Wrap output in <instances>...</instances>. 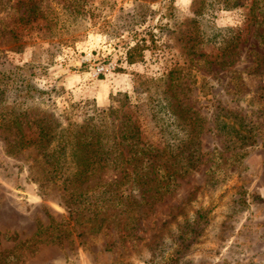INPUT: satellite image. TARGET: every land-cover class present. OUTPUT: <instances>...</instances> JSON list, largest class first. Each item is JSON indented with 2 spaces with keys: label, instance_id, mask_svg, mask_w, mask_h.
I'll return each mask as SVG.
<instances>
[{
  "label": "rangeland",
  "instance_id": "1",
  "mask_svg": "<svg viewBox=\"0 0 264 264\" xmlns=\"http://www.w3.org/2000/svg\"><path fill=\"white\" fill-rule=\"evenodd\" d=\"M1 71L44 93L20 82L0 113L111 142L135 128L179 175L75 222L72 196L112 170L64 188L0 128V264H264V0H0Z\"/></svg>",
  "mask_w": 264,
  "mask_h": 264
},
{
  "label": "trees",
  "instance_id": "2",
  "mask_svg": "<svg viewBox=\"0 0 264 264\" xmlns=\"http://www.w3.org/2000/svg\"><path fill=\"white\" fill-rule=\"evenodd\" d=\"M31 7L33 9L34 5ZM36 7L40 9L39 5ZM30 16L26 15L28 18ZM142 50L143 48L138 45L131 48L128 51V62H134L137 51L139 59L142 58L140 53ZM17 74V71H1L0 102L4 103L2 109L7 108L5 104L9 97L16 95L21 87L18 86L20 82L26 90L24 102L32 98L35 92L40 96L44 93L33 86L30 79L32 72L23 79ZM27 110L18 113L14 108L3 110L0 113V128L15 132L19 137L16 141L18 147L33 146L37 149L43 166L46 167L48 174L54 177L55 182L61 181L64 188L72 186L78 189L97 171L112 170L114 176L110 180H100L93 188L77 190V196H72L73 204L69 206V214L76 216L75 222H79L81 217L94 221L105 220L108 216L107 211L115 207H126L125 209L130 211L132 205L146 204L152 196L156 197L170 191L178 179V162L170 160L169 157L161 158L160 150L151 144H144L135 128L122 130L123 134L118 137L120 142L117 140L111 142L109 136L106 140L102 139V130L99 127L81 131L73 127L75 125L72 123L59 128L54 134L52 131L54 129L45 117H39L38 111L31 114ZM32 115L36 117L35 120L32 119ZM253 141L250 144H253ZM154 151H157L156 154H153ZM67 168L71 171L64 178L62 172ZM126 188L129 190L128 197L125 196ZM134 191L139 192V200L134 196L130 198Z\"/></svg>",
  "mask_w": 264,
  "mask_h": 264
}]
</instances>
